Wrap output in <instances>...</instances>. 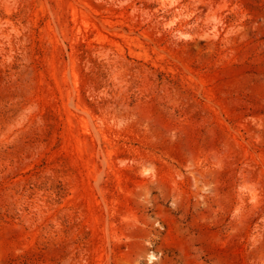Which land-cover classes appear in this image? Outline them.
<instances>
[{
	"label": "rangeland",
	"instance_id": "obj_1",
	"mask_svg": "<svg viewBox=\"0 0 264 264\" xmlns=\"http://www.w3.org/2000/svg\"><path fill=\"white\" fill-rule=\"evenodd\" d=\"M0 264H264V0H0Z\"/></svg>",
	"mask_w": 264,
	"mask_h": 264
}]
</instances>
